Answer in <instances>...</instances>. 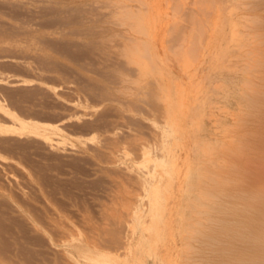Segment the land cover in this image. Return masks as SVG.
Here are the masks:
<instances>
[{
  "label": "rangeland",
  "instance_id": "rangeland-1",
  "mask_svg": "<svg viewBox=\"0 0 264 264\" xmlns=\"http://www.w3.org/2000/svg\"><path fill=\"white\" fill-rule=\"evenodd\" d=\"M62 1L72 6L74 0H0V33L8 38L0 48V75L10 83L0 84V96L21 116L57 124L65 134L50 147L32 134L0 132V155L5 156L0 158V244L4 242L1 252L6 256L1 255L7 264H53L56 256L49 246L68 240L59 230L74 226L89 234L84 216L90 225L100 223L103 206L105 252L122 258L132 210L146 200L134 177L145 169L147 151L159 153L162 147L161 103L169 94L159 98L155 73L142 77L141 92L130 82L131 94L119 95L123 105L113 100V93L108 99L94 89L90 78L100 77V72L94 66L99 57L87 53L92 30L65 22ZM159 2L154 49L176 61L174 52L185 43L197 67L187 74L178 61L174 66L169 60V74L174 73L170 76L185 93L184 115L177 120L185 136L183 144L173 148L180 156L181 180L163 202L168 225L160 250L183 261L190 252L189 261L196 262L203 254L216 258L220 253L191 237L227 233V223L240 218L243 204L252 203L243 194L263 191L264 184L251 177L255 171L264 174V0ZM112 31L105 28L101 33L110 40L105 53L124 60V42L111 40ZM243 33L237 39L236 34ZM129 65L130 71L122 70L125 79H140L135 64L123 62L120 67ZM17 79L26 84H13ZM171 90L172 99L181 98L178 89ZM128 98L138 105L127 106ZM74 102L87 106L75 108ZM132 113L141 118L139 124H132ZM0 123L12 121L0 111ZM15 241L21 249L18 255L11 253Z\"/></svg>",
  "mask_w": 264,
  "mask_h": 264
},
{
  "label": "bare ground",
  "instance_id": "bare-ground-1",
  "mask_svg": "<svg viewBox=\"0 0 264 264\" xmlns=\"http://www.w3.org/2000/svg\"><path fill=\"white\" fill-rule=\"evenodd\" d=\"M159 1L160 0H129L128 2L126 0H74L72 6L62 1V6L65 7L63 10L66 12V17L63 19L65 22L76 24L78 29L82 31L83 29L92 30L91 37L93 41L90 43L87 53L90 56L93 55L92 57L94 58H96V56L99 57V59L96 60L97 62H94L96 63L94 66H96L95 69H99L98 71L100 72V77L90 78L94 89L96 88L99 92L105 94V97L113 93V100L117 101L119 105H123V101L119 98V95H123L127 98L126 95L131 94L129 90L132 87H130L129 83L135 82L140 86L137 87L138 92H141V89L144 87L143 85L141 86L142 77L146 79V77H149V73L150 76L155 73L154 76L156 77L157 83L156 89L159 91V98L162 99L169 94L168 96H170L171 99L167 100V96V99L165 98L161 103V105H163L165 121L159 130L161 135L160 146L162 147L159 149V153L147 151L145 154V169L134 177L141 183L144 191L143 196L146 200L144 203L140 202L137 204L132 210L131 219L128 221V227L124 230L123 235L126 243V251L123 257L121 258L119 255L113 254L112 252H105V207L103 206L100 223L90 225L91 219L88 216H84L88 223L85 225V229H87L89 234L82 233L74 226H71L72 229L70 230L68 227L59 230L61 233L68 236V240H64L61 245L56 244L50 245L51 247L49 246L56 256L53 264H264V185L263 191L254 189L251 192L249 191L243 194L244 198L251 199L252 203H245L242 205V208L239 209L240 218L228 222L227 224L230 226V229L223 230L227 231V233H217L216 235L198 233L191 237L197 236L195 241L198 243H205L206 246H208V244L210 247L214 245L216 247L215 250L220 253L216 258L203 254V256L196 258V262L192 260L190 262L189 252L185 253L186 255L184 256L186 257L183 261L181 258H177V255L174 253L160 250L161 245L164 244L163 240L168 225V220L165 218L166 210L163 202L167 200L168 196L173 191L175 183L181 177V171H179L178 168L179 163H177L180 156L174 154L173 148L176 145H180L185 136L183 133L184 131L180 130L177 121L182 119L184 115L183 109L185 105L183 104L184 99L182 97L184 96L182 95L184 89L182 91V86H179L181 89L176 86L178 81H175V76H170L174 75V73L169 74L172 72L170 66L174 64L172 62L178 61L177 63L180 65V67L178 66L179 69L181 68L182 71L187 74H190L189 72L197 67H195L196 61H194L196 60V56H192L191 48L187 47L188 45L185 43L180 45L181 48L178 51L174 52L176 54V61L170 60V58H168L170 57L168 53V57L166 56L168 59L164 56L160 57L157 49H154L155 45L152 41L155 35L153 31L155 22L159 20H157L159 11L162 8ZM105 2L109 5H105ZM244 3L245 1L243 4ZM185 7L188 6L185 5ZM108 13L112 14L114 18L107 19ZM247 20L250 21V19ZM97 26L100 28V32L93 31L94 27ZM105 28L113 30L111 34L114 37L111 40L116 42V39H119L124 42V53H121L125 57L124 60H122L120 56H114L115 54L110 55L105 53V44L110 42V40L105 41V35L101 34L105 31ZM125 31H128V33ZM244 34L245 33L236 34L237 39ZM6 41H8L7 36H3V34L0 33V48L2 43ZM128 42L132 43L129 44ZM240 46L244 47L245 43H240ZM172 47L171 49L173 50ZM248 52L249 54L253 53L252 50ZM171 58H173V56H171ZM4 59L12 60L28 68L27 64L19 60L8 57ZM167 60H170L172 64ZM198 61L199 59H197V63ZM123 62L126 64H135V71L142 74L141 78L131 79L130 77L128 80L125 79L126 74L123 76L122 70L124 73H127L126 70L130 71V65L121 68L120 66ZM181 73L183 74V72L179 74ZM166 74L168 81L172 84H170V86L172 87L168 86V81L165 82ZM179 76L180 75H178V78H180ZM182 77L183 75L181 78ZM178 78L176 80H179ZM180 80L179 82L182 85L183 82ZM15 82L13 84H26L25 79H17ZM0 84L7 85L10 83L6 77L0 75ZM199 87L197 86V89H199ZM176 88L178 91L175 92H178L179 95L178 93L176 94L181 96V98H177L176 96V99H172V95L174 94L172 93V95H170L171 89L177 90ZM166 89H168V91H166ZM133 94L136 95V91ZM6 100V97L0 96V111L3 115L10 118L12 123H0V132L32 134L42 138L50 147H53L56 137H65L59 125L25 118L11 109L6 103ZM125 102L129 107L138 105L136 100L129 98L126 99ZM71 105L75 108H85L87 106L78 102L71 103ZM130 117L133 121L132 124L135 122L137 125L138 119L135 118V113H132L129 118ZM131 136L132 135H130V137ZM0 158L5 160V156L0 155ZM6 164L10 165L11 162L9 161ZM255 165H259V163H255ZM251 179H253L254 182L264 184V174L261 175L255 171ZM228 196L231 197V195ZM34 230H36L35 232H39L37 228H34ZM73 230L75 233H73ZM69 231L72 232L68 234ZM119 232V229H113V233ZM4 233L7 234L8 232L4 231ZM40 234L43 235L44 233ZM1 240L2 238L0 241ZM17 242H14L17 248L12 246V249L14 250L15 248L16 251L14 250L15 252H11L15 253V255L21 253V249L18 247L19 245L17 246ZM2 243L4 242L2 241ZM2 246L0 247V264H7L6 259L4 262V258H2L4 257L2 255L6 254L1 252V248H4L3 244ZM9 252L8 250L7 253ZM191 259L193 258L191 257ZM8 264H14V262Z\"/></svg>",
  "mask_w": 264,
  "mask_h": 264
}]
</instances>
